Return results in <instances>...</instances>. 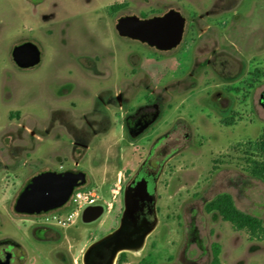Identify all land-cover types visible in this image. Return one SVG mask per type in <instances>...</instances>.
<instances>
[{
	"label": "rangeland",
	"instance_id": "rangeland-1",
	"mask_svg": "<svg viewBox=\"0 0 264 264\" xmlns=\"http://www.w3.org/2000/svg\"><path fill=\"white\" fill-rule=\"evenodd\" d=\"M170 10L186 18L183 42L170 53L116 31L122 17ZM24 43L41 52L34 68L13 60ZM137 81L128 96L143 99L152 81L165 97L155 130L131 147L121 125L94 138L79 169L86 172L81 189L93 191L97 204L59 236L36 237L47 226L17 214L18 197L34 176L62 173L74 162L70 136L50 126L52 111L74 103L79 117L96 96ZM262 102L264 0H0V242L20 243L27 264H84L88 248L118 225L124 180L143 160V147L178 123L172 138L181 150L161 177L157 226L142 249L122 254L123 264H212L214 243L221 264H264V242L205 211L230 193L238 209L264 221V183L250 168V159L264 160ZM93 207L102 214L84 220Z\"/></svg>",
	"mask_w": 264,
	"mask_h": 264
},
{
	"label": "flooded vegetation",
	"instance_id": "flooded-vegetation-1",
	"mask_svg": "<svg viewBox=\"0 0 264 264\" xmlns=\"http://www.w3.org/2000/svg\"><path fill=\"white\" fill-rule=\"evenodd\" d=\"M137 83L139 84L140 81L133 82L132 87L130 85L122 86L123 89L118 93L108 91L107 94L94 97L90 107L79 117L74 116V110L77 109V105L74 103L70 104V109L63 108L52 111L50 126L59 125L58 127L70 136L72 142L71 156L74 162L71 167L66 169L62 167L61 170H64L62 173L79 172L86 179V172L79 169V159L90 148V143L94 138L110 134L117 129L118 125H121L123 132L130 140L127 147L135 145L151 130H155L153 129L154 126L163 114L162 107L165 97L157 95L156 87L152 81L146 82L144 87L149 95L143 99L128 96L126 93L129 89H136ZM181 128L183 129V127ZM179 129L180 125L175 123L165 133L149 140L147 147H143V150L146 148L143 160L137 169L124 180L120 198L121 207L116 216L118 225L107 235L122 229V233L112 244L121 248L117 258L119 256L121 258L124 253H134L142 249L157 226L158 215L162 209L159 205L161 200L159 185L165 167L181 150L178 144L179 140L172 138ZM46 132L49 131L46 129ZM98 214V208L94 209L93 207L85 213L84 220L95 221L98 219ZM123 221L124 226L122 228ZM151 227L154 229L145 237L142 247L138 248L142 236ZM60 231L62 229L45 227L37 229L35 236L42 239H52L55 235L59 236ZM111 249L110 245L108 250L104 249L98 252L106 254ZM26 261L27 258L20 243L13 240L0 242V264H27Z\"/></svg>",
	"mask_w": 264,
	"mask_h": 264
},
{
	"label": "water",
	"instance_id": "water-1",
	"mask_svg": "<svg viewBox=\"0 0 264 264\" xmlns=\"http://www.w3.org/2000/svg\"><path fill=\"white\" fill-rule=\"evenodd\" d=\"M186 18L176 10L161 16L140 18L126 16L118 20L116 31L122 38L137 41L162 53L177 49L184 39ZM15 64L21 69H31L41 62V52L36 45L26 43L18 46L12 53ZM86 179L79 172H43L34 176L17 199L15 212L19 215L39 216L64 207L76 188L84 186ZM128 202V197H127ZM98 217L102 209L98 208ZM128 211V207H127ZM126 216V215H125ZM124 226V221L122 228ZM149 228L142 236L138 248L145 237L152 232ZM122 229L94 243L86 251L84 264H115L121 248L113 246ZM108 253L98 251L109 249ZM106 250V251H107ZM105 251V252H106Z\"/></svg>",
	"mask_w": 264,
	"mask_h": 264
},
{
	"label": "trees",
	"instance_id": "trees-1",
	"mask_svg": "<svg viewBox=\"0 0 264 264\" xmlns=\"http://www.w3.org/2000/svg\"><path fill=\"white\" fill-rule=\"evenodd\" d=\"M122 6H115L113 10L119 11ZM146 19V16H143ZM261 155L264 158V136L258 143ZM251 175L264 183V160L250 159ZM217 170V167H214ZM31 181V180H30ZM30 181L28 183H30ZM208 214L216 213L220 218L229 223L236 232H245L250 241L264 242V221L257 216L242 212L236 206L233 196L230 193H221L215 196L205 205ZM221 246L214 243L212 246V264H221ZM126 260L125 255L119 259V264Z\"/></svg>",
	"mask_w": 264,
	"mask_h": 264
},
{
	"label": "built area",
	"instance_id": "built-area-1",
	"mask_svg": "<svg viewBox=\"0 0 264 264\" xmlns=\"http://www.w3.org/2000/svg\"><path fill=\"white\" fill-rule=\"evenodd\" d=\"M98 202L96 194L91 190L76 188L67 204L57 210L39 215L43 224L47 227L57 229H69L76 225L80 212L86 207L96 205Z\"/></svg>",
	"mask_w": 264,
	"mask_h": 264
},
{
	"label": "crops",
	"instance_id": "crops-1",
	"mask_svg": "<svg viewBox=\"0 0 264 264\" xmlns=\"http://www.w3.org/2000/svg\"><path fill=\"white\" fill-rule=\"evenodd\" d=\"M6 240H10V239H6Z\"/></svg>",
	"mask_w": 264,
	"mask_h": 264
}]
</instances>
